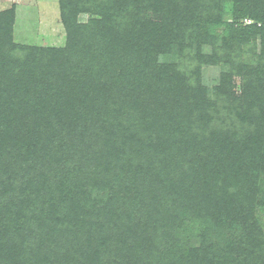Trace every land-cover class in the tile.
<instances>
[{
	"label": "trees",
	"instance_id": "trees-1",
	"mask_svg": "<svg viewBox=\"0 0 264 264\" xmlns=\"http://www.w3.org/2000/svg\"><path fill=\"white\" fill-rule=\"evenodd\" d=\"M61 2L70 37L68 47L32 48L26 54L29 48L14 46L16 50L9 52L16 57L21 78H11L12 83L0 88V117L8 121L6 128L0 124V138L11 122H16L17 132L0 147V172H9L12 162L7 151L20 158L26 144L33 152L40 151L31 141L41 129L37 122L27 121L41 117L56 123L57 115L80 126L93 108L86 102L94 104L100 98L98 104L109 103L118 122L134 125L131 131L135 133L124 131L128 142L137 141L140 148L151 149L136 164L122 150L117 158L126 159L129 168L142 176L154 202L140 200L127 215L118 213L107 223L97 224L84 244L64 255L43 250L42 243L33 246L27 239L25 230L32 213L39 216L29 209L27 217L15 219L8 227L14 229L9 231L16 235L15 247L2 235L0 264H130L124 262L127 248L128 253H135L136 264H163L158 259L139 260L144 246L139 241L149 244L162 231L163 238H171L170 222H177L180 215L187 223L196 218L202 226L201 244L189 248L185 255L170 252L167 264H216L214 260L220 264H264V231L256 217L264 200L254 196L255 184L264 173V62H258L256 68L253 59L250 63L245 60L243 67L223 73L214 84L201 83L198 93L196 85L191 88L183 83L198 70L195 58L188 59L196 41L186 42V32L200 39L226 16L229 4L237 12L235 18L248 16L253 21L230 29L235 40L233 52L240 54L246 44L259 37L264 46V0H85L76 10L72 5L77 0ZM81 7L99 18L76 30L74 17ZM12 16V10L0 13L9 23ZM2 24L0 21V36ZM219 39L222 44L209 53L199 50V57H219V49L229 45L227 36ZM73 48L80 53L74 59ZM182 62L184 69L180 71ZM241 70L245 80L239 86L241 93L236 94L232 74ZM166 92L172 94L165 100ZM115 93L117 99L108 96ZM180 94L187 98H180ZM223 101L227 106H222ZM98 110L99 121L106 116L103 106ZM64 125L61 123L58 131ZM156 127V133L175 130L178 135L162 150L154 151L155 139L150 144L147 132ZM95 161L99 164L100 158ZM175 175L177 179L181 176L182 182ZM8 180L3 184L11 185ZM31 187L33 190L24 193L38 197L43 185L32 182ZM54 192L53 197L58 195ZM70 193L68 187L60 188V197ZM69 211L73 216L74 210ZM111 213L115 215V211ZM138 215L146 217L145 226L137 224ZM131 239L135 247H129Z\"/></svg>",
	"mask_w": 264,
	"mask_h": 264
},
{
	"label": "rangeland",
	"instance_id": "rangeland-1",
	"mask_svg": "<svg viewBox=\"0 0 264 264\" xmlns=\"http://www.w3.org/2000/svg\"><path fill=\"white\" fill-rule=\"evenodd\" d=\"M77 2L72 5L74 10L79 5L85 4V0H77ZM77 4L79 5L77 6ZM228 5H226V16L220 22H215L216 26H211V29L206 30L200 39L196 38L195 33L186 32V42L196 41L195 45L192 43L193 51L189 53L188 59L191 60V56L195 58L198 70L196 71L197 75L184 78L183 83L186 87L196 85L197 93L201 83L206 81L210 85L214 84L217 79L223 76V73H230L238 66L243 67L242 63L245 60L250 63L253 59L256 68L259 65L258 62H264V46L261 43V37L248 45L246 44L240 54L233 52L232 44L235 40L232 39L230 29H237L241 23L246 25L253 21L248 16L241 19L235 18L237 12L232 11L233 7ZM11 10L13 11L11 23L0 18L3 23L1 25L3 31L0 36V88L9 82L12 83L11 78H16V80L21 78V74L15 66L19 65L15 62L16 57L9 54L11 50H16L14 46L29 48V51L26 52L29 54L32 52V48H66L70 42L61 0H0V13ZM98 18L97 14L90 12L86 7H81L76 11L74 17L76 30H83V28L77 29L78 26H84L90 20ZM224 36H227L229 45L219 49L220 58L216 56L211 59L210 54L202 58L199 57V50H204V53L215 50L218 44H222L219 38ZM199 42L201 43L199 44ZM76 50H72L74 52L72 58L80 56ZM183 65L182 62L179 67L180 71L184 69ZM242 73L243 70L241 73L232 74V91L236 94L241 93L239 86H242L245 80ZM116 94L108 96L117 99ZM171 94L163 93L165 100ZM180 98L186 99L187 96L180 94ZM99 99L94 104L86 102L88 107L92 108L93 106V108L87 120L82 118L83 123L80 126H77V122L72 125L68 121L64 122L57 115L55 116L56 123L50 119H41V117L38 120L27 121L37 122L38 129H41L37 134V139L31 141L40 148V151L33 152L32 148H27L28 144L23 148L21 158L14 156L12 151H7L6 157H9L8 161L10 160L12 163H10L8 173L0 172V241L3 240L2 235H5L8 242L13 241L12 245L15 247L16 235L14 232H10L14 229H8V227H11L12 223L16 221L15 219L18 221L21 217L22 219L27 217L29 209H33L34 213L39 216H32V213L28 228L25 230V235L29 241H32L33 246L42 243L43 250L46 251L53 250L61 255L69 250L74 253L91 236V230L94 226L97 227V224L107 223L111 218L117 217L118 213L127 215V212L131 211L140 200H148V203L154 202L153 193H149L144 185L145 182L141 181L142 176L135 172L132 166L129 168L126 159L117 158L122 150L124 154L131 156L132 161L136 164L141 160V157L145 156L143 153H149L151 149H147L146 146L140 148L141 143H137V141L130 140L128 142L129 136H125L124 131L130 130L129 133H135L131 131L134 129V125L126 126L124 122H118L119 117L116 118L112 109L107 106L109 103L98 104ZM214 99L212 98V100ZM227 104L228 102L223 101L222 106H227ZM98 106L104 107L103 113L106 116L101 117L99 121L96 119L99 113ZM125 106L119 108L121 112ZM226 116L230 117L229 114ZM6 119L0 117V124L4 128L7 127ZM123 119L128 120L125 117ZM96 122L97 124H95ZM15 123L11 122L8 131L4 133L3 138H0V147L9 140L10 135L13 137L16 134ZM61 123H66L65 128L58 131ZM84 123H87L86 129H84ZM53 129H55V133ZM156 130L157 127L149 128L147 132V135L150 136L148 139L150 144L155 139L154 151L155 149L162 150L165 145L172 142L174 136L178 135L175 130L169 133H159L160 131L156 133ZM142 140L146 142L145 138ZM132 150L134 151L132 152ZM134 152L136 153L133 156ZM98 158H100L99 164L95 161ZM8 178L11 185H4L3 183ZM176 180L182 182V177L180 176ZM31 181L43 185V189L39 191L40 194L36 198L29 193L33 190ZM64 187H68L71 193L60 197V188ZM255 188L254 196L264 200V173L260 174ZM25 190L29 191L24 193ZM53 191L55 194L58 193L59 197L58 195L53 197ZM135 199L137 201L134 202ZM131 202L133 203L131 204ZM128 204L131 205L127 208ZM71 208L74 213L70 217L69 209ZM257 208L256 217L264 231V206L258 205ZM113 211H115V215L111 213ZM180 216L181 218L177 222H175L176 220L170 222L171 238H163L162 231V234H157L149 244H147V240L139 241L144 245L137 257L139 260L146 262L158 259L163 264H167L169 260L166 258L170 252L174 254L175 251L178 255H185L189 248L198 247L201 244L200 235L204 230L202 226L197 223L196 218L190 221L191 223H187L186 218H183V215ZM137 219V224H145V216L138 215ZM99 221L100 223H98ZM138 236L139 232L135 237L138 238ZM128 244L129 247L130 244L131 247H135V240L131 239ZM179 247H182L181 250L175 249ZM127 250L129 249H126L125 257L119 253L120 256L125 258L124 262L136 264L135 253L130 254ZM215 259H220V256ZM214 263L220 264L215 260Z\"/></svg>",
	"mask_w": 264,
	"mask_h": 264
}]
</instances>
